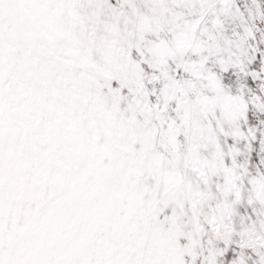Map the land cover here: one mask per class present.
Returning a JSON list of instances; mask_svg holds the SVG:
<instances>
[{"label":"snow or ice","instance_id":"1","mask_svg":"<svg viewBox=\"0 0 264 264\" xmlns=\"http://www.w3.org/2000/svg\"><path fill=\"white\" fill-rule=\"evenodd\" d=\"M0 264H264V0H0Z\"/></svg>","mask_w":264,"mask_h":264}]
</instances>
